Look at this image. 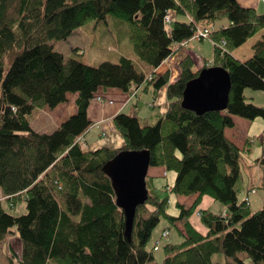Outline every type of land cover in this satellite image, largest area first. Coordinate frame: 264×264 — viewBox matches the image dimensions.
Here are the masks:
<instances>
[{
    "label": "trees",
    "instance_id": "trees-1",
    "mask_svg": "<svg viewBox=\"0 0 264 264\" xmlns=\"http://www.w3.org/2000/svg\"><path fill=\"white\" fill-rule=\"evenodd\" d=\"M169 12L174 18L167 28ZM109 15L127 22L133 50L149 70L124 56L91 65L66 61L54 50L52 41L67 40L81 26L106 22ZM179 15L191 21L178 20ZM223 20L226 27L213 28ZM198 27L212 28L207 40L214 43L213 59L196 68L187 55L174 82L169 71L156 73ZM263 28L264 14L238 0H0V246L16 226L19 264H160L155 245L148 243L164 218L172 226L181 221L184 229L180 243L164 244L161 264H217L216 253L225 254L226 264H245L239 253L264 264V204L253 210L248 197L264 191V157L249 165L260 168L262 184L245 185L244 156L253 142L240 149L225 134L234 127V116L264 119V106L245 95L246 88L264 90V34L250 58L233 53ZM222 40L225 50L218 45ZM212 66L230 74L228 107L199 115L183 107V91ZM144 83L156 91L167 86L168 110L152 125L122 111L113 121L125 145L89 149L83 135L92 124L87 110L98 89L121 88L135 97ZM67 93L77 94V112L50 133L34 130L35 115L65 102ZM259 141L264 146V133ZM144 149L150 151V167L175 172L176 179L161 196L155 177L147 175L148 199L137 207L129 239L103 167L122 150ZM243 192L247 197L240 199ZM171 194L197 197L189 207L177 203L175 215L169 211ZM204 196L221 203L226 214L197 211ZM20 202L25 212L16 214ZM195 212L206 233L189 220Z\"/></svg>",
    "mask_w": 264,
    "mask_h": 264
},
{
    "label": "crops",
    "instance_id": "crops-1",
    "mask_svg": "<svg viewBox=\"0 0 264 264\" xmlns=\"http://www.w3.org/2000/svg\"><path fill=\"white\" fill-rule=\"evenodd\" d=\"M239 3L244 7H254L256 10L262 14L263 3L262 0H238ZM264 14V12H263ZM174 17H172L173 20ZM178 20L183 21H191V17L188 15H179L176 17ZM107 23V21H106ZM108 26V24H106ZM228 25V21L220 22L219 25H215L214 29H220L226 27ZM90 25L85 24L78 28L70 37L77 38V42L74 48L82 49V45H85L88 40L91 39L86 32L93 29H98L101 27L100 23H96L92 29L89 27ZM123 28L124 35L118 36L119 45L115 44L111 46L112 53L115 54V60H104L111 62H118L121 57H127L135 61V63L145 71L149 69V67H145L144 63H142L139 58L136 56L133 46L131 44L129 38V27L124 26ZM111 37H114L113 33L110 34ZM114 40V39H113ZM192 48H181L175 54H172L167 59H165L157 68H155L156 73L160 74L166 71L170 73V82H174L178 79L180 75V62L187 56L190 55L194 59L195 67L200 68L203 66L205 60H212L214 57V43L211 40H200L194 39L192 41ZM116 46V47H115ZM73 48V49H74ZM132 48V49H129ZM236 50V49H235ZM234 50V51H235ZM234 53V52H233ZM235 56V54H234ZM236 57V56H235ZM237 58V57H236ZM240 59V58H238ZM102 61V58H99L98 61ZM244 60V59H241ZM103 62V61H102ZM197 64V65H196ZM147 83L142 84L137 88V93L135 97H131V91H126L121 88H99L96 92L95 97L91 100L88 107V116L91 120L92 124L84 133L83 137L86 141L87 147L89 149H98L101 147H110V148H119L125 145V140L122 134L118 131L114 124V117L124 111L130 114H136L139 116L141 122L145 124H155L157 120V115H162L168 110L169 100L167 98V86L160 88L159 90H154L153 86H146ZM77 94L76 93H67V100L63 103H60L55 108L44 107L41 109L32 120V127L34 130L41 133H50L56 128H58L69 116L75 114L77 112V103H76ZM42 115V116H41ZM44 116V117H43ZM263 119V118H262ZM235 125L234 127H229L225 129L226 136L235 143L240 149H242L247 140L253 142L250 145V151L247 153L248 156H244L245 161L251 165L252 160L254 158H263L264 157V146L260 144L259 139H261L264 133V124L260 121H256V119L249 120L240 116H234ZM240 124L243 126L244 133H239L238 131H234L235 126ZM43 129V130H41ZM51 129V130H48ZM50 131V132H47ZM253 133H259L256 137H253ZM260 148L262 151H258L255 157V150ZM255 149V150H254ZM256 169L261 173L259 167L253 165ZM153 169L152 171H150ZM172 174V175H170ZM148 175L155 177L154 185L158 190L164 191L165 194H168L171 187L173 186L176 173H167L164 167H150L148 171ZM262 176V174H261ZM167 184V187L164 185ZM167 191V192H166ZM258 193L257 189L251 192V194ZM247 193L243 192L241 194L240 199H244L247 197ZM250 195V194H249ZM174 194L170 195V204L173 202ZM175 200V206L178 209L177 215L180 212L177 203L184 205L185 207H189L195 201L197 195L192 196H182L177 195ZM177 196H181L180 198ZM249 197L251 203V197ZM175 198V197H174ZM262 205L264 204V197H261ZM188 203V204H186ZM201 203L205 206L204 209H211L213 211V206L217 204L214 200L209 196H204L201 200ZM169 204V206H170ZM252 204V203H251ZM223 211H225V207L221 205ZM190 220V219H189ZM195 228H197L200 232L206 233L207 228L201 223V225H197L195 222L190 220ZM178 232L183 231V223L181 221L177 222ZM165 229H170L169 224L165 225L160 233L163 234ZM170 235V233H169ZM167 235V236H169ZM166 236V237H167ZM180 240L173 243H180L183 240V237ZM161 237V236H160ZM166 244V243H165ZM164 244L160 242V239L157 237L155 240V251L159 248L163 247ZM164 259V256H161ZM163 261V260H162ZM160 264L162 262H159Z\"/></svg>",
    "mask_w": 264,
    "mask_h": 264
},
{
    "label": "rangeland",
    "instance_id": "rangeland-1",
    "mask_svg": "<svg viewBox=\"0 0 264 264\" xmlns=\"http://www.w3.org/2000/svg\"><path fill=\"white\" fill-rule=\"evenodd\" d=\"M263 7H262V14L264 12V0H262ZM107 23L102 21H92L88 22L87 24L90 25L89 27L92 29L96 23H100L101 27L98 29H93L96 31H88L86 32L89 36H91V39L88 40L85 45H82V49H78L76 52L73 50L77 38H71L67 40H59V41H52V45L54 50L61 52L65 60H69L70 58H77L87 64L91 65H99L102 61L104 60H115V54L112 53V48L110 44H115L116 46L119 45V38L118 36L124 35L125 33L123 32L124 26H128L127 22L116 18L115 16L109 15L107 18ZM227 21V20H223ZM220 22H217L219 25ZM108 24V26L106 25ZM129 27V26H128ZM111 32L113 33L114 37H111L110 34ZM264 34V28L261 29L255 36H253L251 39H249L246 43H244L242 46L236 48L234 51V54L237 58L240 59H247L250 58L254 54V44L258 41L261 40ZM114 39V40H113ZM115 46V47H116ZM132 49V48H129ZM99 58H102V61H98ZM197 65V64H196ZM149 70V69H147ZM245 95L249 98L252 99L257 105L259 106H264V90H254L252 88H246L245 89ZM42 116V115H41ZM44 117V116H43ZM250 120V119H249ZM254 121V120H253ZM256 121H260L261 123L264 124V119L262 118H257ZM144 122V121H143ZM142 124H145L143 123ZM43 130V129H41ZM51 130V129H48ZM234 131H238L239 133H244L243 126L240 124H237L235 126ZM50 132V131H47ZM259 133H253V137H256ZM256 149V148H255ZM254 149V150H255ZM262 151L260 148L256 149L254 155L252 157L258 156L257 152ZM246 160V159H245ZM151 169L150 171H152ZM175 173V172H171ZM172 175V174H170ZM243 183L247 185L249 181L254 182L256 185L262 184V176L261 173L256 169V167L249 168V164L244 161V167H243ZM244 185V187H245ZM256 191V190H255ZM258 193L256 194H251V205L253 210H258L261 208L262 202H261V197H264V191L262 188H259ZM242 192V190H241ZM160 195L165 196V192L160 190ZM242 194V193H241ZM241 196V195H240ZM175 197V198H174ZM181 197V196H177ZM175 200L176 196L174 194L173 196V202L169 206V211L175 215H177L178 209L175 206ZM188 204V203H186ZM205 206L200 203L197 207V211L203 210ZM213 211L219 212L222 209L221 203L217 202L213 207ZM196 211V212H197ZM25 212V207L23 203H19L14 211L16 214H20ZM194 213L191 217L190 220L195 222L198 226L200 224V217L197 215V213ZM171 227L170 229V235L167 237H163L162 234L160 235L163 227L165 225H168ZM15 232L9 234L7 240L1 244L0 246V264H19L18 262V257L21 252V238L20 234L17 231L16 226L13 228ZM178 232V227L177 226H172L167 220L164 218L161 219L160 224L157 226V228L153 232V236L148 243V248H152L155 245V240L158 237L160 239V242L163 244L167 242H177L178 240L181 239L179 236ZM161 236V237H160ZM156 259L158 262H162V257L164 256V250L163 247L159 248L157 251H155ZM238 257L240 259H243L245 261V264H253V261L250 258H246L245 253H239ZM226 259L227 257L223 253H216L213 256V261L216 262L217 264H226ZM13 261V263H12ZM234 264H240L238 261H235Z\"/></svg>",
    "mask_w": 264,
    "mask_h": 264
},
{
    "label": "water",
    "instance_id": "water-1",
    "mask_svg": "<svg viewBox=\"0 0 264 264\" xmlns=\"http://www.w3.org/2000/svg\"><path fill=\"white\" fill-rule=\"evenodd\" d=\"M115 1V0H113ZM232 87L229 72L220 66L203 68L186 83L182 105L197 114L226 110ZM149 150H122L103 169L111 178L116 202L125 214V233L131 239L137 207L148 199L146 177Z\"/></svg>",
    "mask_w": 264,
    "mask_h": 264
},
{
    "label": "built area",
    "instance_id": "built-area-1",
    "mask_svg": "<svg viewBox=\"0 0 264 264\" xmlns=\"http://www.w3.org/2000/svg\"><path fill=\"white\" fill-rule=\"evenodd\" d=\"M172 23V13H167L164 17V24L167 28L170 27ZM211 32H212V28L208 27V28H201V27H198L195 31V33L188 39H185L184 41L180 42V46L183 47V48H192L193 47V43L192 41L194 39H201V40H206V39H210L211 37ZM219 47H221L222 49L225 50V47H226V41L225 40H222L221 43L218 44ZM151 77V76H150ZM149 77V78H150ZM223 215L226 214V211H223L222 213ZM170 233V230L169 229H165L163 231V234L162 236L163 237H166L167 235H169Z\"/></svg>",
    "mask_w": 264,
    "mask_h": 264
},
{
    "label": "clouds",
    "instance_id": "clouds-1",
    "mask_svg": "<svg viewBox=\"0 0 264 264\" xmlns=\"http://www.w3.org/2000/svg\"><path fill=\"white\" fill-rule=\"evenodd\" d=\"M209 63H211V62H209ZM170 230V229H169Z\"/></svg>",
    "mask_w": 264,
    "mask_h": 264
}]
</instances>
